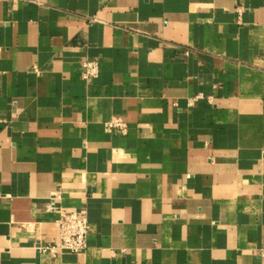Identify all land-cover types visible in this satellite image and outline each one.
I'll list each match as a JSON object with an SVG mask.
<instances>
[{
  "label": "crops",
  "instance_id": "1",
  "mask_svg": "<svg viewBox=\"0 0 264 264\" xmlns=\"http://www.w3.org/2000/svg\"><path fill=\"white\" fill-rule=\"evenodd\" d=\"M0 264H264V0H0Z\"/></svg>",
  "mask_w": 264,
  "mask_h": 264
},
{
  "label": "built area",
  "instance_id": "2",
  "mask_svg": "<svg viewBox=\"0 0 264 264\" xmlns=\"http://www.w3.org/2000/svg\"><path fill=\"white\" fill-rule=\"evenodd\" d=\"M84 68L83 78L86 80L94 79L99 76V62L95 59H87L82 63ZM204 98L203 94H197L188 99V104L193 106L199 99ZM212 100V96L208 97ZM177 104V103H176ZM109 129L117 130L122 134L128 133V124L122 116H114L107 122ZM57 194L51 196L48 203L49 208L52 207V201L55 200ZM59 223L60 244L53 246L55 249L68 250L74 253L80 252L87 247L88 234L90 232V223L86 208L77 211H67L62 213ZM44 250V249H43Z\"/></svg>",
  "mask_w": 264,
  "mask_h": 264
}]
</instances>
